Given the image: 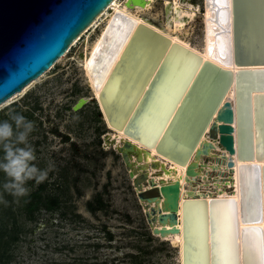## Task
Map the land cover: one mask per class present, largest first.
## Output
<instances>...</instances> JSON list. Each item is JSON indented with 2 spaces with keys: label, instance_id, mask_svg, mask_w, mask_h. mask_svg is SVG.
<instances>
[{
  "label": "water",
  "instance_id": "obj_1",
  "mask_svg": "<svg viewBox=\"0 0 264 264\" xmlns=\"http://www.w3.org/2000/svg\"><path fill=\"white\" fill-rule=\"evenodd\" d=\"M113 2L0 0V105L51 69ZM146 2L128 0L127 5L146 6ZM218 2L214 0L216 23L222 30L217 35H230L228 57L237 67L235 70L204 60L199 53L139 25L120 11L113 15L88 58V69L97 89L106 74L110 76L101 94L102 100L114 103L124 90L126 92L127 86L128 93L131 91L127 93L129 115L122 128L127 139L119 147H115L112 140L111 146L121 154L143 209H150L144 211L150 228L156 221V212L161 224L169 221L172 226V229L151 230L163 236L170 232L180 234L177 227L180 184L163 185L161 181L160 186L148 178L145 168L137 174L131 155L136 154L138 161H142L143 157L153 156L151 149L155 147L156 157L161 155L185 165L203 135L208 134L210 141L203 143L196 156L208 155L215 150L213 142L219 141L230 156L231 170L236 157L240 162V199L207 200L195 194V198L184 201L182 264H249L252 236L258 246L254 262L264 264V227H261L264 222V0H230L231 7L229 0H221L222 5ZM121 26L124 36L119 48L125 45V51L113 71L112 62L106 66L100 80L97 72L109 39ZM139 65L140 69L149 70L137 88L133 79L128 85V70ZM118 77H122L119 84ZM233 90L235 100L223 103L227 93ZM91 101L98 103L94 96ZM86 103L87 100L82 99L75 109ZM134 141L147 148L139 147ZM159 166L165 168L159 160L152 162L153 168ZM187 176L195 179L194 163L188 166ZM148 183L150 187L141 190ZM202 194L205 196L206 192ZM255 198L258 215L251 218V203ZM163 199L164 212L152 207V204L158 207ZM223 207L228 208L225 213L230 217L229 245L232 248L228 249V256L223 248L227 243L223 238ZM240 219L245 226L242 231ZM196 225L203 227V234L197 231Z\"/></svg>",
  "mask_w": 264,
  "mask_h": 264
},
{
  "label": "rangeland",
  "instance_id": "obj_2",
  "mask_svg": "<svg viewBox=\"0 0 264 264\" xmlns=\"http://www.w3.org/2000/svg\"><path fill=\"white\" fill-rule=\"evenodd\" d=\"M189 1L202 5V0ZM151 14L161 25L167 18L165 0H155ZM101 29L88 31L25 95L0 110V122H12L16 113L33 122L27 143L35 150L33 163L48 172L42 182L28 180L23 196L4 195L0 185V212H13L23 229L12 264H179L178 248L153 234L121 154L106 146L111 131L100 106L91 101L82 54L86 40L91 44ZM82 99L87 103L76 110ZM43 183L52 191L60 184L55 192L61 208L42 211L30 222L23 201ZM12 219L4 223L11 226Z\"/></svg>",
  "mask_w": 264,
  "mask_h": 264
},
{
  "label": "bare ground",
  "instance_id": "obj_3",
  "mask_svg": "<svg viewBox=\"0 0 264 264\" xmlns=\"http://www.w3.org/2000/svg\"><path fill=\"white\" fill-rule=\"evenodd\" d=\"M128 0H114V2L105 9L96 19L95 21L73 42L70 48H72L88 31L91 29H96L99 26H102V29L97 36V38L90 44L89 39L85 42V49L84 53L82 54L83 57V71L85 73L88 85L92 89L93 96L98 99V104L100 106V110L102 112L103 119L105 121L106 126L111 131L106 137L105 142L106 146L110 147L111 142L115 147H119L121 142L124 139H127L123 135L122 128L126 124V120L128 117V91L129 87L127 86V90L121 94L118 101L111 103L108 100H102V92L104 89L107 88L109 83L110 76L106 74L104 81L101 83L99 89L95 87V84L92 80L91 73L88 69V58L93 53L97 44L104 32L106 26L112 19L113 15L117 12H123L128 16L132 17L139 23L141 26H145L150 28L151 30L162 34L173 42H179L182 45L188 47L189 49L199 53L203 56L204 60H210L221 67L230 68L235 70L237 67L231 62V59L228 57L229 51V37L230 35H217L218 32H221V27L216 23V8L214 6V0H202V5L200 4H193L189 0H165V6L167 10V18L164 22L160 24L155 23L157 17L151 14V10L155 3V0H147L146 6L140 5H127ZM218 5H222L221 0H219ZM229 5L231 7V3L229 0ZM198 27H201V35L199 37V41H194L195 31ZM121 28L112 32V36L109 39L108 47L105 55L103 56L102 65L99 66L97 72L98 79L101 80L103 73H106L107 70L106 66L112 62L114 64L112 71L116 68L117 64L120 62L123 52L125 51V45L123 48H119L120 43L122 41V37L124 36V32L122 33ZM125 31V30H124ZM127 44V43H126ZM124 50V51H123ZM150 47L148 48L149 52ZM70 49L67 51L65 55L69 53ZM104 54V53H103ZM232 56V54H231ZM230 59V61H229ZM141 64V63H140ZM141 65L138 67L129 68L128 74L130 77L129 83L135 82V85H138L137 88L142 84V81L145 79L147 75V71L140 69ZM111 70V69H110ZM127 72V71H126ZM109 73V71H108ZM124 75L125 72H124ZM42 77V76H41ZM41 77L37 78L36 80L32 81L29 85H27L21 92L15 94L13 97L5 101L0 105V110L11 103H13L16 98L25 95L30 88L37 83ZM122 77H118L116 82L119 84ZM133 79V80H132ZM132 80V81H131ZM146 87V86H145ZM112 90V89H111ZM116 90V88H113ZM136 91V89H135ZM144 90H142L143 93ZM117 92V90H116ZM114 92V93H116ZM128 93V95H127ZM125 98V99H123ZM132 98V97H131ZM227 100H235V92L229 91L226 97L223 100V103ZM210 125L207 128V132L209 131ZM206 141H210L208 134L203 135L200 142L198 143L195 151L193 152L191 158L187 162V164L183 165L181 163H176L171 161L167 158H164L161 155L156 157V149L155 147L151 149V153L154 156H147L143 157L142 161H138L137 155H131V161L133 162V167L138 169L137 174L142 172V168L147 170V175L149 179H153L158 185L165 184H180V207H179V223L178 228L180 229V234L176 233H168L166 235H161L160 232L153 234L163 241L171 242L172 245L178 248V260L179 264H182L183 261V203L186 199H193L195 198V194H198V198H206L207 200L211 198H234L239 200L240 199V190H239V166L240 162L235 159L234 168L231 170L228 166V161L230 156L227 151H225L219 144V141L213 142L215 144V150L210 151L208 155H199L196 156V152L202 148L203 143ZM135 142V141H134ZM136 143V142H135ZM139 147L146 149L147 147L136 143ZM159 160L161 163L165 164V168L159 166L158 168L152 167V162ZM194 163L195 164V171L196 176L195 179L191 176H187V168L188 166ZM172 169V170H169ZM248 174V172H247ZM249 177V174H248ZM150 187V184H144L141 187V190H146ZM232 189L234 191H230L228 189ZM205 191L206 195L203 196L202 192ZM163 201L159 203L158 207L155 204H152V207L155 206L156 208H161L164 212L163 208ZM146 203L143 202V205ZM251 218H255L258 215L257 210V200L256 198L251 203ZM145 211H149V208H144ZM225 210H228L227 207H223L222 211V222H223V238L226 240L227 243L223 244L224 254H230L229 250L232 248L229 244V233L230 229L228 226V222L230 221V217L228 214L225 213ZM199 213V211H197ZM196 212V215H197ZM156 221L152 223V229H172V226L169 221L165 224H161L158 218V212H156ZM199 217V216H198ZM253 220V219H252ZM199 221V219H198ZM198 227L197 231L203 234V227L200 225H196ZM244 224L242 223L241 219L239 220V229L242 231L244 229ZM261 227H264V222L261 223ZM251 242L249 246L251 247V251L249 253V264H255V256L256 254V246L257 241L254 236L250 237ZM240 241V239H239ZM228 244V245H227ZM202 247V244L199 243V248ZM258 247V246H257ZM201 250V249H200ZM231 250V249H230ZM228 256V255H227Z\"/></svg>",
  "mask_w": 264,
  "mask_h": 264
},
{
  "label": "clouds",
  "instance_id": "obj_4",
  "mask_svg": "<svg viewBox=\"0 0 264 264\" xmlns=\"http://www.w3.org/2000/svg\"><path fill=\"white\" fill-rule=\"evenodd\" d=\"M11 121L14 125L8 120L0 122V142H3L4 150L0 169L9 178L3 185L5 190L14 196H23L28 191V180L42 182L47 178L48 172L33 163L36 160L35 150L27 143L34 127L33 122L19 113L13 114Z\"/></svg>",
  "mask_w": 264,
  "mask_h": 264
},
{
  "label": "trees",
  "instance_id": "obj_5",
  "mask_svg": "<svg viewBox=\"0 0 264 264\" xmlns=\"http://www.w3.org/2000/svg\"><path fill=\"white\" fill-rule=\"evenodd\" d=\"M3 156L4 150L2 146L0 150V160L3 159ZM7 179L9 178L4 177V179H0V185H4ZM53 186L54 191H52L53 189L50 190V185L48 183H43L35 192L24 199L22 211L25 213V218L28 221L35 222L38 218V214L42 211L52 213L60 210L62 202L59 198V194L55 192L57 188H60V184L55 183ZM7 192L6 190V194L4 195H8ZM8 204H10V200ZM8 210H12L10 205ZM5 218H13L10 224L11 226L4 223ZM21 232H23V229L19 224L17 216L14 215L13 212L4 215L0 212V264H12L15 260V248L21 241Z\"/></svg>",
  "mask_w": 264,
  "mask_h": 264
},
{
  "label": "snow or ice",
  "instance_id": "obj_6",
  "mask_svg": "<svg viewBox=\"0 0 264 264\" xmlns=\"http://www.w3.org/2000/svg\"><path fill=\"white\" fill-rule=\"evenodd\" d=\"M247 234V233H246ZM262 255H264V253H262Z\"/></svg>",
  "mask_w": 264,
  "mask_h": 264
}]
</instances>
